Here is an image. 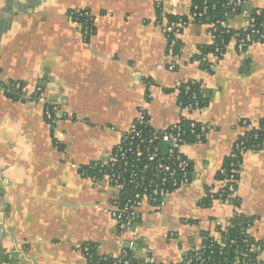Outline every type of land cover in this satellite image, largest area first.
Masks as SVG:
<instances>
[{"label":"crops","instance_id":"crops-1","mask_svg":"<svg viewBox=\"0 0 264 264\" xmlns=\"http://www.w3.org/2000/svg\"><path fill=\"white\" fill-rule=\"evenodd\" d=\"M192 3L0 0V84H23L18 97L0 90V264H88L85 243L100 254L120 257L127 246L133 257L178 264L206 236L219 240L236 212L254 219L248 234L264 257V142L244 155L240 204L203 203L222 187L217 173L248 130L242 120L264 118V44L239 53L231 43L218 57L208 27L190 22L170 56L165 27ZM84 9L94 33L70 15ZM242 22L237 16L229 24ZM190 80L200 82L206 106L181 107L179 88ZM50 104L59 108L57 127L45 117ZM141 110L156 130L193 120L205 135L183 147L190 182L161 204L144 201L137 226L121 235L111 210L124 188L82 171L111 162Z\"/></svg>","mask_w":264,"mask_h":264},{"label":"built area","instance_id":"built-area-1","mask_svg":"<svg viewBox=\"0 0 264 264\" xmlns=\"http://www.w3.org/2000/svg\"><path fill=\"white\" fill-rule=\"evenodd\" d=\"M157 5L160 6V0H157ZM219 8L225 10L223 17L211 20V13ZM84 14L88 15V13ZM237 16L242 18V25L240 28H232L229 24L230 20ZM190 22L208 27L214 39L213 52L218 57L224 55L231 43L234 44L239 53L244 52L254 42L264 44V5L247 7L245 0H199V2L193 1L187 16L174 17L168 21L165 29L170 56L175 55L178 37ZM220 28L225 33H231L229 41L225 39L222 32H219ZM22 87L23 84L18 81L11 84L10 82L0 84V90L13 97L20 96ZM187 88L189 89V86ZM44 113L48 123L57 127L59 124L56 117V114L59 113L58 106L47 105ZM188 121V127L180 122L162 130H156L150 126L146 112L141 110L114 147L111 162L102 164L109 167V171L105 172L104 176L112 184L122 186L124 188L123 192H125L124 201L120 200V203L111 210L119 234L122 235L137 226L141 219V205L144 201L161 204L170 192L190 182L191 162L184 155L183 147L188 143L202 142L205 133L203 130H197V122ZM262 121H264V118H262ZM242 126L248 128V130L254 128L264 133L261 120L252 123L250 120L244 119L242 120ZM163 144H167L165 153L161 151ZM243 144L242 140H236L228 156L238 158L237 166L231 169V175H226L224 179H220L221 189L228 186L230 190L228 196L223 197V192H220L221 189L216 192L212 191V194H219L215 197L212 195L213 200L229 202L230 198L238 196L239 178L235 174H240L244 155L249 151L240 149ZM103 170L102 167L98 170V173H103ZM220 172L222 174L226 173L223 166L220 168ZM88 173V170L82 171L83 175ZM228 182H230L229 185H227ZM252 247L253 245L250 247L251 250ZM255 248L258 249V247ZM210 249L211 245L203 243L201 247L194 249V252L186 257V264L228 262L226 257L215 258L213 256L214 252ZM82 250L88 260L90 257L89 247L85 244ZM236 252L238 253L237 259L232 264H249V261L246 260L248 257L246 251L239 252L237 250ZM126 253L127 250L124 249L123 254ZM220 255H222V252ZM263 259L264 257L258 256V260ZM126 264H129L128 261Z\"/></svg>","mask_w":264,"mask_h":264},{"label":"trees","instance_id":"trees-1","mask_svg":"<svg viewBox=\"0 0 264 264\" xmlns=\"http://www.w3.org/2000/svg\"><path fill=\"white\" fill-rule=\"evenodd\" d=\"M194 2H199V0H193ZM88 13V15H85L84 13ZM81 13H83L81 15ZM225 13L224 9L219 8L218 10H215L211 13V20H216L218 18L223 17ZM70 15L75 21L82 22L86 27H88V30L95 32V28L92 24L93 22V17L89 14L88 10H82V11H70ZM175 16L171 17L172 19ZM219 32H222L224 35L225 39L227 41L230 40L231 33H225L221 28ZM91 34L86 36V40H90ZM180 43L179 40L177 41V44L175 46V52L177 53L179 51ZM212 51H214V45L211 48ZM204 68L207 71H211L212 69L208 64L204 65ZM14 81H10V84L13 83ZM189 86V89L187 88ZM180 96H179V103L181 107H203L206 106L208 103V97L205 95L204 90L201 88V84L199 81H194L190 80L186 83H183L180 85ZM11 96L10 94H8ZM194 96H196L194 98ZM183 125H186L188 127L189 121L188 120H183ZM262 126H264V121L261 120ZM197 130H202L201 126L197 124ZM239 140H242L244 142L243 145H241L240 149L244 150H258L262 147L263 142H264V133L261 130L257 129H249L247 130L244 135L239 137ZM54 142L57 143V141L54 139ZM237 161L238 158H231L229 156L226 157L225 162L223 164V167L226 170L225 174H222L220 171L217 173V178L224 179L226 175H231V169L237 166ZM242 161V160H241ZM104 168L103 173H98L99 169ZM89 171V173L96 174L98 176L103 175L105 172L109 171V167L107 165H102L101 163H93L90 166L83 167ZM236 177L239 178L240 174H235ZM230 182H228L227 185H229ZM220 192H223V197H227L228 193L230 192L228 186H226L224 189H221ZM207 197L204 200V205L209 206L212 204L213 199L212 195L218 196L219 194H212L211 191L209 190L207 192ZM125 192L122 194V202L124 201V196ZM230 203H233L235 205L240 204V199L239 197L235 198H230L229 199ZM254 219L251 217H248L244 214H241L239 212H236L231 219L230 226L226 230L221 231V238L219 240L211 237V236H206L204 239V243L207 245H211V249L214 253L213 256L217 259L226 257L228 259V262L225 263L224 261L221 262H211L210 264H232V262L236 261L238 253L236 252L237 250L239 252H244L246 251L248 254V257L246 258L247 261H249V264L257 263V264H264V259L263 260H258L259 252L255 247H260L261 243L256 241L255 238L250 236L248 234V227L253 223ZM89 247V259H88V264H126L128 261L129 264H156L155 262L151 260H146V259H140L133 257L131 255V249L126 246L127 253L120 257H114L109 254H100L97 251V245L94 243H85ZM84 244V245H85ZM83 245V246H84ZM253 245L252 250L250 247ZM208 250V251H210ZM207 251V252H208ZM191 251L190 254H192ZM222 252V255L220 253ZM189 254V255H190ZM244 259V258H242ZM245 260V259H244ZM258 260V261H257ZM178 264H186V258L178 263Z\"/></svg>","mask_w":264,"mask_h":264}]
</instances>
